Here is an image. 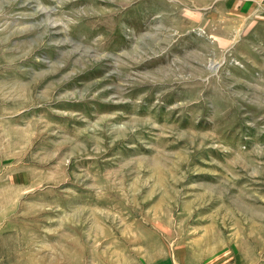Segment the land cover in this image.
<instances>
[{
  "label": "rangeland",
  "instance_id": "374dc122",
  "mask_svg": "<svg viewBox=\"0 0 264 264\" xmlns=\"http://www.w3.org/2000/svg\"><path fill=\"white\" fill-rule=\"evenodd\" d=\"M0 264H264V0H0Z\"/></svg>",
  "mask_w": 264,
  "mask_h": 264
}]
</instances>
